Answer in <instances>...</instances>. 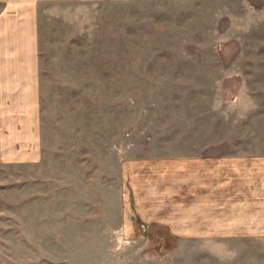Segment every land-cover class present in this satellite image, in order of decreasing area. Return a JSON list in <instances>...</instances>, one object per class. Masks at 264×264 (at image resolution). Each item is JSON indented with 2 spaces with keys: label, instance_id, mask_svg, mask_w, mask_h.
<instances>
[{
  "label": "rangeland",
  "instance_id": "1",
  "mask_svg": "<svg viewBox=\"0 0 264 264\" xmlns=\"http://www.w3.org/2000/svg\"><path fill=\"white\" fill-rule=\"evenodd\" d=\"M246 8L41 9L42 155L0 165V264H264L245 209L264 200V28Z\"/></svg>",
  "mask_w": 264,
  "mask_h": 264
},
{
  "label": "crops",
  "instance_id": "2",
  "mask_svg": "<svg viewBox=\"0 0 264 264\" xmlns=\"http://www.w3.org/2000/svg\"><path fill=\"white\" fill-rule=\"evenodd\" d=\"M80 1L134 0H0V165L35 164L41 159L40 12L47 5H73ZM239 1L247 4L245 19L248 26L264 28V0ZM235 166L226 170L232 179L240 175ZM250 166L253 169H249V173H254L257 165ZM262 168L264 172V159ZM250 183L255 185L254 181ZM252 191L255 192L253 188ZM252 200L249 199L245 207L248 221H255L258 213L260 218L257 219L263 221L260 228L264 233V200ZM232 209L235 211V207ZM255 227L256 224H252V229Z\"/></svg>",
  "mask_w": 264,
  "mask_h": 264
}]
</instances>
